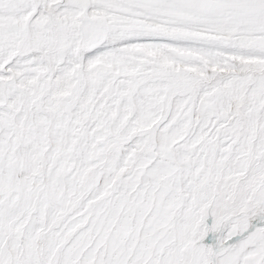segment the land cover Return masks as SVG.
<instances>
[{"label": "snow or ice", "instance_id": "1", "mask_svg": "<svg viewBox=\"0 0 264 264\" xmlns=\"http://www.w3.org/2000/svg\"><path fill=\"white\" fill-rule=\"evenodd\" d=\"M0 264H264V0H0Z\"/></svg>", "mask_w": 264, "mask_h": 264}]
</instances>
